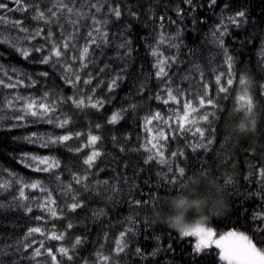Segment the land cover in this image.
<instances>
[{"label": "trees", "instance_id": "trees-1", "mask_svg": "<svg viewBox=\"0 0 264 264\" xmlns=\"http://www.w3.org/2000/svg\"><path fill=\"white\" fill-rule=\"evenodd\" d=\"M0 2L6 3L9 8L16 7L12 0ZM65 2L70 7L81 8L83 5L82 11L90 15L95 13L97 19L107 20L104 30L108 32L112 43L95 50V62L88 71L98 70L107 63L111 65L110 69L98 79L107 83L121 68L123 79L112 92L108 91L106 83L97 87L95 99L104 101L99 110L91 107L81 110L71 101L60 104L56 115L70 120L64 129L47 123H28L25 127L12 128L10 125L14 121L6 118L0 127V171L4 179L8 178L10 171L29 182L42 181L49 190H54L55 197L63 205L65 198L59 194L55 176L33 172L20 162V158L24 153L55 157L60 161V168L55 169V173L67 184L72 179V173L85 174L87 166L83 160L91 149L85 148L79 153L74 150L85 143L91 133L100 137L95 147L102 156L96 160L95 167L88 170L92 173L89 179L93 184L97 180H107L109 184H115L119 192L105 193V199H100L95 194L85 192L83 186H77L81 194L79 200L86 206L75 212H69L65 207L61 218L49 220L45 229L46 233L52 230L57 234L64 233V239L48 240L40 234H34L35 239H44L46 247H51L54 252L61 246L68 248L73 259L69 261L57 253V259L62 264H97L100 254L113 257V264H224L215 247L196 253L194 238L182 236L165 218L169 201L173 198L191 197L195 192L210 202L221 194L218 190H222L216 209H209L206 213L208 225L218 234L242 232L258 247L264 248V232L257 230L258 227L264 228V221L254 219L257 213L264 212V183H261L259 176V170L264 168V0H216L215 5H211L210 0H193L191 5L184 3V0H105L98 13L87 6L88 3H97V0H87V3L85 0H76L75 5L71 0ZM45 4L51 6L48 0H45ZM109 7H119L121 16L116 18L108 11ZM177 9L180 10V16L177 15ZM241 11L245 17L237 18L241 20L239 26L228 23V17H234ZM0 15H6L11 21L23 20L24 27L30 30L29 33H22L10 25H0L3 36L11 37L18 47L30 50V56L26 59L11 43L0 42V65L14 79L16 73L12 70L16 69L23 74L26 82L37 81L32 88L14 91L0 89V100L10 92L13 95L41 97L48 91L51 99L84 95V92L78 91L85 89L83 84L73 87L65 83L62 79L66 75L63 67H53L55 58L50 64H42L39 62L42 54L31 51L32 48L44 46L43 55H48L51 44L45 37L49 28L55 43L60 45L63 36L74 32L72 25L62 20L63 29L55 23L46 27L42 21L31 19L32 12L4 13L0 10ZM161 17L165 19L161 21ZM222 18L228 24V35L224 41L228 55L232 57L230 76L223 51L211 42L212 32ZM72 19L77 17L73 16ZM161 23L164 24L163 29ZM79 24L81 35L73 43L83 46L85 40L82 36L89 31L92 21L84 19ZM38 27L45 28L44 34L35 39L29 38ZM178 31L180 38L177 42H182L179 50L162 45L160 51L164 56L177 57L178 65L168 71L177 74L174 79L188 95L181 99L180 105L171 101L165 105L162 100L156 99L163 85L154 75L156 69L152 66L156 58L152 55V48L161 32L174 36ZM124 40L129 42V48L117 49V45ZM118 51L123 58H117ZM126 51L130 55L123 56ZM70 55L78 53L72 49ZM66 62L71 63L70 59H66ZM78 67L76 64L74 70ZM41 72H48L49 75L40 76ZM201 72L204 74L203 80ZM221 72L224 75L217 84L215 76ZM87 74L83 72V78H87ZM68 75L74 80V75ZM0 76H3V72H0ZM186 76L188 79H184ZM229 78L233 80L231 85L227 83ZM242 78L247 82L245 85L240 84ZM97 84L98 80H95L92 86ZM220 87H225L227 92L221 93ZM245 93L252 101L251 112L238 107L243 103L238 97ZM200 96L212 98L217 104V108L208 106L196 114L198 117L208 111L216 113L210 117L211 127L205 137V143L208 138L213 143L207 150L197 148L193 151V146L200 141L198 134L195 137L191 132L169 135L167 126L161 125L168 139L159 140L158 146L163 145L168 164L158 163L159 157L155 156V149H151V145H148L149 151L140 147L150 139L145 127L146 118L159 112L164 120L171 118V123L184 114L185 99L191 100L193 106L199 109ZM163 99H167L166 92ZM129 105H135V108L130 109ZM121 109H127L122 119L109 124V118ZM2 114L11 116L8 111ZM159 123L154 120L151 125H147L153 129L152 135H156ZM97 125L100 127L97 128ZM241 125L244 127L241 128ZM196 126L209 129V125L203 121L192 125L193 131ZM172 127L176 128L177 125L172 124ZM69 131L73 134L80 132L82 136L68 141L67 146H52L51 149L29 144L23 139L32 132L63 135ZM172 152L177 155L172 157ZM149 156L153 159L145 163ZM181 167L185 169L183 176L178 172ZM229 179L232 183H227ZM18 187L14 185L8 192L0 193V203L5 205L0 208V249L4 252L0 255V262L37 264L36 260L30 259L31 251L26 252L17 242L24 240L30 227L45 225V221L35 219L36 216L47 215L35 206L44 194L39 190L25 189L26 195L31 197L25 202L33 206L31 213H25L22 208L9 207L13 196H18ZM108 195L113 196L111 201L106 199ZM135 201L140 203L136 204ZM99 210H103L106 215L94 216ZM129 217L136 221V234L130 239L126 252L115 257L116 240L119 233L129 226ZM189 218L193 219L190 215ZM197 220L200 219L196 218L195 222ZM69 223L73 225L70 229L67 228ZM78 237L82 243L73 250ZM38 246L36 244L33 247ZM137 248H140L142 255L136 254ZM38 260L39 264H52L47 256H41Z\"/></svg>", "mask_w": 264, "mask_h": 264}, {"label": "snow or ice", "instance_id": "snow-or-ice-1", "mask_svg": "<svg viewBox=\"0 0 264 264\" xmlns=\"http://www.w3.org/2000/svg\"><path fill=\"white\" fill-rule=\"evenodd\" d=\"M12 2L16 5L15 8H9L6 3L0 2V10L4 13L12 11L20 13L32 12L33 15L31 16V19L38 22L42 21L46 27L55 23L63 29L65 26L61 22L62 20H66L68 24L72 25L74 32L68 33L67 36H63L62 33L63 39L61 40L60 45L55 43L53 33L49 28L45 37V39L51 44L48 55H43L45 51L44 46L32 48L31 51L42 54V59L39 61L42 64H50L52 63L53 58H55V64H53V67H56L57 65L63 67L66 75H64L62 79H64L65 83L72 84L73 87H76L78 84H83L85 89H88V91L85 92V89H78V91L84 92V95L77 97L74 94L73 96L60 99H51L48 91H45L41 97H30L19 94L13 95L10 92L8 96L4 97L3 100H0V127L3 126V121L7 118L10 121H14V123H11L10 125L12 128L25 127L28 123H47L53 125L54 127L64 129L67 125H69L70 120L68 118L61 119L60 116L56 115L60 104L71 101L76 108L81 110L87 107L97 110L102 108L104 101L95 99V92L97 87L106 83L105 80L98 78L105 74L110 69L111 65L105 63L103 67H99L98 70L93 69V71H88V69L89 66L93 65L95 62V58L93 56L95 50L102 49L112 43L108 32L104 30V25L107 24V20L97 19L95 13L90 15L89 13L82 11L83 5H81V8H76L74 6L70 7L69 3H66L65 0H48V3L51 4L50 7L45 4V0H12ZM85 2L87 3V0H85ZM104 2L105 0H97V3H88L87 6L89 8L96 9V12L98 13L101 11ZM192 2L193 0H184V3L189 5H191ZM71 3L75 5L76 0H71ZM215 3L216 0H210L211 5H215ZM108 11L116 18H119L122 14L119 7H109ZM177 15L180 16L179 9H177ZM73 16L77 17V19H72ZM243 17H245V13L243 11L238 12L234 17H228V23L239 26L241 20L237 18ZM84 19H90L92 24L86 35L82 36L85 40L84 45L78 46L76 43H73V41L77 39L78 35H81V25L79 24V21ZM160 19L163 21L165 18L161 17ZM172 23H175V21ZM0 25H10L11 28L18 29L19 32L22 33H29L30 31L28 28L24 27L23 20L11 21L6 15H0ZM160 27L163 29L164 24L161 23ZM44 32V27H38L29 38L35 39L36 37L42 36ZM227 35L228 24L225 23L222 18L220 24H218L216 29L212 32L211 42L223 51L226 58L225 62L229 66L228 75L230 76L232 57L228 55V49L224 41V38ZM0 37H2V41L0 42L11 43L12 46L16 48V51L20 52L24 58H29V49L18 47L11 37L3 36L2 31H0ZM179 38V31L174 36L161 32L155 47L152 48V55L156 58V62L152 66L153 69H156L154 75L163 85L160 88L156 99L162 100L165 105H168L170 101L176 105H180L181 99L186 98L188 95V93L181 88V85L177 83L176 79H174L177 74L175 72L170 74L168 71V69H171L174 65H178L177 57L164 56L163 52L160 51L162 45H166L168 49L179 50L182 43L177 42ZM121 48H129V42L127 40L122 41L117 45V49ZM72 49H75L78 55H70ZM128 55H130L129 51L123 53V56ZM117 58H123L119 51L117 52ZM66 59H70L71 63L66 62ZM76 64H78L79 67L74 70ZM12 71L16 73L15 79L12 75H9L7 71H4L3 66L0 65V72H3V76H0V89H9L14 91L25 87L32 88L37 83L35 80L26 82L23 74L17 72L16 69H13ZM197 71H199L198 66ZM83 72L88 73L87 78H83ZM122 72L123 68H121L119 72H116L115 76L106 83V87L109 92H112L119 86L118 82L123 79V76L121 75ZM68 74L74 75V80L71 79ZM39 75L47 77L49 73L41 72ZM223 75L224 73L221 72L219 75L215 76L217 84L221 82ZM200 76L201 80H203V72L200 73ZM184 79H188V77L186 76ZM95 80H98V84L93 87V81ZM227 83L228 85H231L233 80L229 78ZM246 83L245 79L242 78L240 80L241 85H245ZM205 87H207V85H205ZM219 91L221 93H226L227 89L225 87H220ZM165 92L167 93V99H163V94ZM238 100L243 102L241 103L242 108H247L248 112L252 111V101L248 98L246 93L238 97ZM208 106L217 108V104L212 98L200 96L199 109L193 106V102L191 100L185 99L184 114L177 120L171 121V123L169 122L171 118H169V120H164L159 112L155 113L152 117L146 118L145 127L150 139L147 140L146 144H142L140 147L145 151H149L150 149L148 148V145H151V149H155V156L159 157L157 162L160 164H168V160L165 159V154L162 150L163 145L158 146L159 140L166 141L168 139V135H165L164 127L161 126L165 125L168 128L169 135H174L177 132L179 134L191 132L192 136L195 137L198 134L200 141L193 146V151L197 148H204L207 150L208 146L213 143V140L208 138L205 143L206 131H210V117L215 116L216 113L208 111L198 117L196 114ZM129 108L134 109L135 105H129ZM4 111L10 112L11 116L5 117V115L2 114ZM124 111H127V109H121L113 113V115L109 118L108 123L115 124L119 122V120L122 119ZM29 117L32 119L30 120ZM154 120L160 122L157 125L158 131L156 132V135H152L153 129L147 127V125H151ZM198 121H203L208 124L209 129L206 130L204 127L196 126L193 131L191 126L195 125ZM172 124H176L177 127L173 128ZM96 127L99 128L100 125H97ZM243 127L244 126L241 125V128ZM81 136L82 133L80 132L73 134L70 131L63 135H48L32 132L30 135L24 136L23 139L29 144L38 145L41 148L51 149L52 146H67L68 141ZM99 140V136L89 133L87 141L74 150L76 153H79L85 148L91 149L90 154L83 160V164L87 166L85 174L79 175L77 173H72V179L67 184L61 180L59 174L55 173V169L60 168V161L55 157L40 156L30 153H24L21 156L20 162L24 163L26 168H30L36 173H48L55 176L59 194L65 198L63 205L58 202V199L54 195V190H49V188L45 186L42 181L34 180L29 182L10 171L8 172V178L4 179L2 178V171H0V193L8 192L14 185H19L17 189L18 196H13V200L9 204V207L22 208L25 213H31L33 211V206L25 202L30 200L31 197L26 195L25 189L39 190L44 194L43 199L37 200L35 206L47 215L36 216L35 219L37 221H45V225L43 227H30L25 233L24 240L17 242L25 249L26 252L29 250L31 251L30 259L36 260L37 264H39L38 258L41 256L50 257L52 264H62V261L57 259V253H59L61 257H67V260L69 261L73 259V256L69 254L68 248L61 246L54 252L51 247H46L44 239L62 241L64 239V233L57 234L55 230L46 233L45 229L47 227V222L49 220L60 219L61 212H63L65 207L69 212H75L77 209L86 206L81 200H79L81 194L77 191V186H83L85 192L95 194V196L100 199H105V193L118 194L119 190L115 184H109V181L107 180H97L96 183L93 184L89 179L92 173L88 170L93 169L95 167L96 160L102 156L101 151L95 147ZM121 150L124 151L123 148ZM69 151H73V149H69ZM171 155L172 157H175L177 153L172 152ZM180 155H183V153H180ZM151 159H153V157L149 156L145 163H148ZM178 172L181 176H183L185 169L181 167L178 169ZM259 176L261 178V183H264V168L259 170ZM227 183H232L231 179H229ZM106 199L111 201L113 196L108 195ZM68 200H71V202L69 203ZM135 203L139 204L140 202L135 201ZM4 207L5 205L0 203V208ZM58 209L60 210L59 212ZM100 215H106V213H104L103 210H99L94 213V216ZM254 219L264 221V212L257 213L254 216ZM135 223L136 221L129 217V226L119 233V237L116 240V247L114 249L115 257H119L120 254L126 252L130 239L136 234ZM72 227L73 225L71 223L67 225L68 229ZM54 228L55 225H53V229ZM257 230L264 232V228L258 227ZM180 233L184 237L196 238L194 246V251L196 253H200L205 249L215 246V248L219 250V259L224 262V264H264V248L258 247L248 235L242 232L229 231L224 235H219L211 226L208 225V218H202L195 225L185 226ZM34 234H40V236L44 237V239L37 241ZM30 237L32 238L31 240H29ZM81 243L82 240L78 237L73 244V250ZM36 244L39 246L33 247ZM3 254V249H0V255ZM136 254L142 255L140 248L136 249ZM113 259L114 258L111 256L100 254L97 258V264H113ZM0 264H2V262H0Z\"/></svg>", "mask_w": 264, "mask_h": 264}, {"label": "clouds", "instance_id": "clouds-1", "mask_svg": "<svg viewBox=\"0 0 264 264\" xmlns=\"http://www.w3.org/2000/svg\"><path fill=\"white\" fill-rule=\"evenodd\" d=\"M216 198L210 202L205 198L198 196L195 192L189 196H178L169 201L168 212L165 216L169 225L175 230L181 232L185 226H191L196 218L200 220L207 218L206 213L209 209H216L219 198L222 195V190ZM189 213H192L193 219L189 218Z\"/></svg>", "mask_w": 264, "mask_h": 264}, {"label": "rangeland", "instance_id": "rangeland-1", "mask_svg": "<svg viewBox=\"0 0 264 264\" xmlns=\"http://www.w3.org/2000/svg\"><path fill=\"white\" fill-rule=\"evenodd\" d=\"M238 107H241L240 105H238ZM189 215L190 216H192L193 214L192 213H189ZM197 221H199V220H197ZM197 222H195L194 224H192V225H195ZM224 234H226V233H223V234H219V235H224ZM194 238V240L196 241V238L195 237H193ZM213 247H215V246H213Z\"/></svg>", "mask_w": 264, "mask_h": 264}]
</instances>
